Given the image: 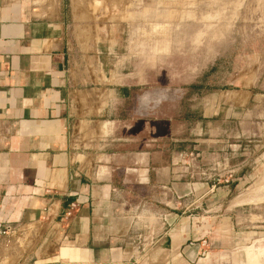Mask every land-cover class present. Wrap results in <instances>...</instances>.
Wrapping results in <instances>:
<instances>
[{
    "label": "crops",
    "instance_id": "1",
    "mask_svg": "<svg viewBox=\"0 0 264 264\" xmlns=\"http://www.w3.org/2000/svg\"><path fill=\"white\" fill-rule=\"evenodd\" d=\"M107 3L0 0V264H202L238 237L237 95L151 81L129 23L92 17Z\"/></svg>",
    "mask_w": 264,
    "mask_h": 264
},
{
    "label": "rangeland",
    "instance_id": "2",
    "mask_svg": "<svg viewBox=\"0 0 264 264\" xmlns=\"http://www.w3.org/2000/svg\"><path fill=\"white\" fill-rule=\"evenodd\" d=\"M95 10V19L129 23L151 81L165 80L158 72H180L176 81L209 86L212 98L224 94L231 103L237 95L241 107L224 124L247 145L229 213L238 237L202 264H264V0H108Z\"/></svg>",
    "mask_w": 264,
    "mask_h": 264
},
{
    "label": "built area",
    "instance_id": "3",
    "mask_svg": "<svg viewBox=\"0 0 264 264\" xmlns=\"http://www.w3.org/2000/svg\"><path fill=\"white\" fill-rule=\"evenodd\" d=\"M200 158H201L200 152L197 151L180 152L178 154V163L183 165H192V164L194 165L197 164ZM216 167L217 168L213 167L212 170L209 172L203 173L202 176H204L208 180H213L215 178H218V180L222 179V174H220V171L218 170L220 165L217 164ZM77 207L78 204L73 203L71 205L70 211L68 212V216H71ZM11 231H12V227L8 226L2 233L4 235H7L10 234Z\"/></svg>",
    "mask_w": 264,
    "mask_h": 264
}]
</instances>
